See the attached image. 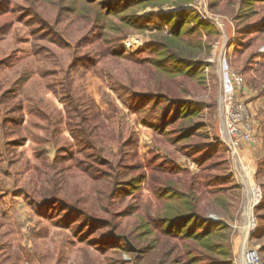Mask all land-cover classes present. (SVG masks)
<instances>
[{"label":"rangeland","instance_id":"374dc122","mask_svg":"<svg viewBox=\"0 0 264 264\" xmlns=\"http://www.w3.org/2000/svg\"><path fill=\"white\" fill-rule=\"evenodd\" d=\"M11 5L0 1V50L8 55L0 68V89L4 90L0 95V264H156L159 262L161 244L167 251L174 249V254L184 252L190 243L166 236L162 234V228L157 227L161 222L157 217L164 216L167 208L164 206L166 195L156 196L160 188L155 185L158 178L164 176L152 168L153 163L160 164L162 170L174 167L180 171L178 176L166 178H173L174 182L181 179L180 188H183L184 179L190 175L202 177V182L208 175L220 177L221 181H214L204 190L209 196L205 198L198 194L201 196L200 213L205 219L226 223L228 230L225 231V238L221 237L223 231L220 230L215 239L225 242L228 252L225 258L228 262L254 264L255 255L250 250L254 249L259 263L264 264V27L255 30V26L264 25V0H256L249 6L240 0H206L205 11L209 18L205 16V19L193 8L194 0L182 6L192 11L194 19L210 26L208 32L201 29L200 33L194 34L200 35L209 44L207 53L196 55L189 46L182 50L183 55H193V61L201 65L197 74L201 78L190 83V92L181 95L185 101L199 107L198 114L183 125L192 121L205 125L189 138L177 140L180 122L166 126L164 132L156 131L143 122L144 118L154 122L153 117H156V112L165 102L152 107L151 102L142 101L144 105L140 110H135L127 105L129 94L114 90L97 76L91 66L88 65L90 68L85 72L79 70L87 96L92 99L88 108L81 106L80 111L90 115L87 121L89 133L92 142L101 150L100 156L109 159L111 154L125 149L126 155H129L127 163L139 166L129 175L138 172L144 175V180L136 187L122 185L120 196L125 194L126 199L117 201L115 206L117 210L124 207L133 209L136 215L151 223L147 228H135V235L146 232V229L151 230V234L146 237L158 235V249L143 254L141 262L126 251L125 245L136 251L135 243L142 247L147 238L135 239V243L127 239L126 235H121V239L119 233H128L132 229V225L125 227L127 221L118 227L114 222L109 223V229H115L107 231L105 235L114 238L108 240L109 236L102 235L101 244L97 245L102 247L104 242L112 241L105 245L108 249L103 252L90 242L105 231L103 228L90 234V227H81L84 223L82 216L66 214L63 206L40 200L54 191V186L48 191L43 185L46 174L52 176L55 173L60 177L62 173L77 172L71 183L78 188L81 181L78 174L83 168H75L78 165L77 158L84 160V163L92 160H87L89 151L72 132L73 128H77L72 125L79 119L76 104L68 113L65 107L69 106L68 101L65 105L52 91L40 89L39 77L30 73L35 68V56L31 54L33 35L30 21L22 20V14L18 15L17 9L14 16L20 17V21H12L11 28L3 27L2 22L14 18L7 14V10L12 9ZM172 5L163 4L159 10L150 5L141 6L137 15L153 17L157 11L174 9ZM250 12L254 15L249 18ZM164 34H167V30ZM150 40L148 31L136 32L128 35L122 47L127 52H133L145 47ZM154 55L146 49L139 57ZM226 73L242 77V89L238 91L235 88V94L248 110L253 127V139L234 151L227 146L221 122V97ZM169 82L174 86L172 80ZM172 96H176L175 92ZM122 128L133 132L132 149L129 146L118 147L116 140ZM202 143L221 145L216 152L201 161L198 157L202 151H198L196 146ZM60 149L64 151L58 152ZM212 163L218 168H205ZM100 167L98 164L97 168ZM90 184L96 190H108L103 180L93 181L90 178ZM247 184L258 188L261 198V201L250 207V217L253 216L255 222L253 229L246 228L249 220L244 212ZM73 187L67 190V198L70 201L81 199L82 196ZM220 187L223 190L213 192ZM26 192L36 199L24 196Z\"/></svg>","mask_w":264,"mask_h":264},{"label":"trees","instance_id":"16d2710c","mask_svg":"<svg viewBox=\"0 0 264 264\" xmlns=\"http://www.w3.org/2000/svg\"><path fill=\"white\" fill-rule=\"evenodd\" d=\"M0 1L12 4V9H8L7 14L14 16L18 9L17 14L20 16L22 14V20L30 21L29 25L33 35L31 54L35 56V68L30 70V73H35L39 77L40 89H44L45 92L52 91L65 105L68 101L69 106H65L68 113L69 109L75 108L74 104H76L75 109L78 110L79 121L77 120V123L72 125L77 127L73 128L72 132L84 143L85 150L89 151L86 154L87 160H92L88 161L89 163H84V160L77 158L78 165L75 168H83L78 174L81 178L78 188L73 187L71 183L77 172L73 171L66 175L62 173L60 177H57L55 173H52V176L46 174L43 185H46L48 191L54 186V191H50L49 196L40 198V200L63 206L66 214L82 216L84 223L81 227H90L88 230L90 234L103 228L105 231L100 232L97 238L90 240L103 252L108 249L105 245L112 241L104 242L105 245L102 247L97 244H101L102 235L109 236L105 233L115 229H109L110 222L116 223L117 227L123 226L125 221H127L126 228L132 225V229L128 233H119L121 239H123L121 235H126L132 243H135V239H142L150 235V229H146L147 231L140 235H135V228H147L148 225L151 226V223L143 220L142 216L136 215L133 209L129 210L127 207L115 209L117 201L126 199L125 194L120 196L123 192L122 185L136 187L144 180V175L139 174L140 172L129 175L132 171L139 169V166L127 163L129 155L128 153L126 155L125 149L124 151L119 149V153L111 154L109 159L100 156L101 150L92 142L89 133L91 131L87 121L90 115L87 111L86 115L80 111L81 106L87 109L92 99L87 96L83 86V77L79 70L83 69L85 72L90 68L87 66H91L97 76L101 77L114 90L129 94V98L126 99L127 105L135 110H140L144 102L147 101L151 102L152 107L154 105L158 107L160 102H165L164 106L156 112V117H153L154 122H149L145 118L143 122L160 132H164L166 126L180 122L178 127L180 135L177 140L189 138L191 134L199 132L198 130L205 125L193 121L183 125L193 115L198 114L199 107L185 101L181 95L190 92V83L201 78L197 75L201 65H197L193 61V55H183L182 50L189 46L194 49L193 52L196 55L207 53L209 44L202 40L200 35L194 34L195 32L200 33L201 29L208 32L210 26L201 20L194 19L191 10L183 9L182 6L189 0ZM240 1L249 6L256 0ZM169 3L174 4L172 5L174 9L168 12L157 11L153 17L137 15L141 6L150 5V7L159 10L163 4ZM253 15L250 12L249 18ZM188 19L193 21L189 22ZM15 20L20 21V17L14 16L11 21L2 22V25L11 28L12 21ZM165 24L166 27H164ZM263 27L264 25L260 24L255 26V30H260ZM165 30H167L166 35L164 34ZM144 31H148L151 35L150 42L136 51H125L122 42L128 35ZM146 49L155 55L146 58L139 57ZM7 58L8 55L0 50V68L5 64ZM170 80L174 82V86L169 82ZM194 87L196 86L194 85ZM174 92L176 96H172ZM3 93L4 90L0 89V95ZM141 102L142 104L139 105ZM132 133L126 128L120 129L116 140L118 147L129 146L132 149L134 147ZM220 145V143L197 145L198 151H202L198 159L206 160L209 155L218 150ZM62 151L64 149H60L58 152ZM98 164L101 166L100 168H97ZM102 166L105 168L103 169ZM52 168L54 170V167ZM152 168L164 176V178H158L155 185L160 188L156 192L157 198L166 195L164 206L167 211L164 216L157 217L161 221L157 227L162 228V234L177 237L179 240L191 244L184 252L175 254L174 249L167 251L168 249H165V246L161 244L159 262L157 261L156 264H169L170 255H172L171 264H231L225 258L228 256L225 242L223 240L218 242L217 238L215 239L220 230L223 231L221 237L225 238V231L228 230L226 223L223 221L216 223L205 219L199 209L201 207L199 196L202 195L205 198L209 196L207 193L205 194L204 190L214 181H221V178L212 174L206 176V180L202 182L200 181L202 177L190 175L184 179L183 188H180L178 185L181 179H177L176 182L173 181V178L166 179L174 177V175L178 176L180 171L174 167L162 170L160 164L156 163H153ZM205 168L215 170L218 165L214 166L212 163ZM90 178L93 181L94 179L103 180L108 190H96L91 184L88 185ZM72 187L82 196L81 199L70 201L71 199L67 198L66 192ZM221 189L223 190L222 187L214 189L213 192ZM23 194L27 198L36 199L28 192ZM211 196L214 197V195ZM36 201L41 203L39 200ZM222 206L225 207V205ZM111 238L114 237L109 236L107 239L111 240ZM146 238L142 247L135 243L136 251H132L129 245H125L126 251L132 253L133 257L136 256L135 259L139 262L142 261L143 254L158 249V235ZM114 248L118 249L120 246H114Z\"/></svg>","mask_w":264,"mask_h":264},{"label":"built area","instance_id":"2783aa9c","mask_svg":"<svg viewBox=\"0 0 264 264\" xmlns=\"http://www.w3.org/2000/svg\"><path fill=\"white\" fill-rule=\"evenodd\" d=\"M206 0H194L193 8L199 16L205 19L207 16L205 11ZM208 17V16H207ZM209 18V17H208ZM128 42V41H126ZM127 44V43H126ZM225 87L223 95L221 97V122L224 130V139L228 148L231 151L237 150L244 142H250L252 137L253 127L251 125V119L248 110L243 103L237 99L235 94V88L239 91L243 86V79L238 74L229 75L225 74ZM257 189V199L253 202V205L260 200V191ZM255 222L253 216L251 223L248 225V229L254 228ZM253 250L255 259L254 264H260L256 253Z\"/></svg>","mask_w":264,"mask_h":264},{"label":"bare ground","instance_id":"6f19581e","mask_svg":"<svg viewBox=\"0 0 264 264\" xmlns=\"http://www.w3.org/2000/svg\"><path fill=\"white\" fill-rule=\"evenodd\" d=\"M246 187H247V192H246V194H247V201H246V204H245V207H244V212H245V214H247V217L249 219L247 221V226H246V228H248V225L250 224L251 219H252L250 217L251 216V208L250 207L252 206L253 202L257 199L258 192H257V189L254 186H250L249 184H247ZM246 230L247 229H245L244 232H246ZM243 243H245V238H244ZM242 247L244 249V244H242Z\"/></svg>","mask_w":264,"mask_h":264}]
</instances>
